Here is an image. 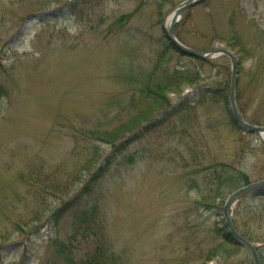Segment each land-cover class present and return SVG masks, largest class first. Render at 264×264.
Here are the masks:
<instances>
[{
  "label": "rangeland",
  "instance_id": "374dc122",
  "mask_svg": "<svg viewBox=\"0 0 264 264\" xmlns=\"http://www.w3.org/2000/svg\"><path fill=\"white\" fill-rule=\"evenodd\" d=\"M184 1L0 0V206L5 192L10 199L21 191L16 202H6L13 217L29 200L24 182L42 186L75 165L74 151L88 154L93 140L76 130L97 119L125 118L118 107L137 89L131 78L159 65L168 71L185 66L201 77L166 91V103L143 105L124 133L136 132L133 140L142 126L158 124L141 139L125 148L123 138L100 144L99 159L51 199L48 213L25 232L0 239V264H19L26 255L27 264H47L56 256L54 241L67 239L79 224L77 211H89L95 200L109 241L127 249L130 264H254L250 250L228 235L223 213L233 192L264 179V139L233 122L227 56L203 63L168 44L167 16ZM176 33L196 50L237 55L238 105L244 118L264 125V72H258L264 0H205L188 9ZM182 103L193 110L160 121ZM190 119L192 141L183 135ZM194 152L202 156L198 162H181ZM93 182L88 200L55 223L53 213ZM235 203L232 222L264 264V194L250 192Z\"/></svg>",
  "mask_w": 264,
  "mask_h": 264
},
{
  "label": "trees",
  "instance_id": "16d2710c",
  "mask_svg": "<svg viewBox=\"0 0 264 264\" xmlns=\"http://www.w3.org/2000/svg\"><path fill=\"white\" fill-rule=\"evenodd\" d=\"M202 62L208 63L207 60ZM258 64V72L261 74L264 72V57L258 60ZM256 75L254 80L259 78L258 74ZM131 79L134 81L137 89L130 88L128 93L124 94H130V100H128L127 105H121L118 107V112L122 111L123 113H126L125 118L122 116H116L113 119H97L96 122H92L90 124L88 123V125L84 124L85 126L76 130L86 138L89 137L93 140V143H91V147H88V150H85L88 154H83L81 151H74L73 154H78L79 158L75 165L70 167L71 169H67L64 165H60L61 167L67 169V171L62 175L69 177L70 182L63 179L62 175L57 179L56 176L55 179L52 176H48L45 184L42 186H36L35 184L32 186L29 182H27L28 184L24 182L21 189L28 191L29 200L22 211H17V218L13 217L12 211L8 210L9 208L7 207L6 202H16V198L21 195V191L18 190V192H16L10 199H7L8 195L6 192L1 196V202L4 203V205L0 206V218L2 219V222H0L1 240L7 241L13 235L25 232L28 227L36 224L46 213H48V210L52 207L51 199H58L57 195L62 193L64 189H68V187L72 185V182H78L81 179V171H85L89 164L98 158V155L101 154L99 147L100 144L112 143L111 145H115L116 141L123 138L124 141L121 147L125 148L129 145L130 142L125 143L128 138H124V133L128 131L127 129H129L132 123L138 120L135 118L140 114V112H142L141 110H143L144 106H159L161 103L168 102L166 100V91L179 89L178 86L181 82L189 84L197 83L201 80V77L192 68L188 69L185 66H181L168 71V69L159 65L154 66L151 70L148 69L142 78L138 75L137 77ZM1 94L2 92L0 91V96ZM184 104L185 103H182L180 106L172 107L169 112H165L160 121L164 122L173 115H179L184 110H193L191 109V107H193L192 104L188 103L186 106H184ZM110 107H108L109 110ZM210 120H208V123L212 124ZM199 122L200 121H198V124ZM253 123L257 124L256 122ZM156 126H158L157 123L142 126L140 128L141 135L136 136L134 141L141 139L143 135L149 133V131ZM190 128L194 129V124H192L191 119L187 123V126L183 129V135H186L189 138V141H192L194 131L192 133ZM73 130L75 131V129ZM134 135H137V133L135 132V134H132V136ZM185 143L188 144L189 142L186 141ZM190 157L191 159L188 160L187 158H184L181 162L185 163V165L190 162L195 163L198 162L199 158L202 156L198 155L197 152H194L190 155ZM78 164L81 165V170H79ZM207 168H209V170L211 169L209 166L203 167L201 170H206ZM195 170H198V168L195 167L193 171ZM58 179H63L64 182L59 184L56 182ZM95 186H97L95 182L86 186L79 196L69 201V203H67L64 207L58 208V210L52 215L53 221L55 223H59V219L65 216L66 213H69L72 208L80 206L83 202H86L91 196ZM4 187L7 188V186ZM47 196L51 197L49 198ZM103 213L104 212L100 207V201L98 200L90 203L89 211L83 210L79 215L78 210L77 220L79 221V224H76L67 239H56L54 241L56 244V256L46 263L130 264L126 260V254L128 252L127 249H119L114 242L112 243L109 241L107 236L108 234L105 233L107 220L105 219V221L103 219ZM38 230L39 229H36L34 231L38 232ZM76 251L78 253L82 251V254L79 253L78 255ZM29 256L26 255L19 264H27L29 262Z\"/></svg>",
  "mask_w": 264,
  "mask_h": 264
},
{
  "label": "water",
  "instance_id": "95a60500",
  "mask_svg": "<svg viewBox=\"0 0 264 264\" xmlns=\"http://www.w3.org/2000/svg\"><path fill=\"white\" fill-rule=\"evenodd\" d=\"M205 0H186L181 5H179L177 8H175L173 12V17L168 24L169 26L165 28V36H167V39L172 44V46L175 47V49L180 53H182L185 56L188 57H194L197 59H210L212 57H216L222 54H225L228 56L231 60L232 65V82H231V107L233 112V118L235 119V122L237 123L238 127L241 128L244 131H249L251 133H259L261 136H264V126L260 125H253L245 120V118L242 117L239 107H237L236 102V84L238 80V60L236 54L234 52H231L225 48L222 49H211V50H196L192 47H188L187 45H184L180 40H178L177 35H175L176 27L178 26V22L181 20V18L184 16L185 12L188 11V9L198 6L200 3H203ZM264 188V179L260 180V182L251 183L246 187L240 188L238 191L234 192L231 196H229V199L225 203L224 208V214L227 220V225L229 226V234L233 236L235 239V242L239 245L247 246L252 256H254V262L255 264H261L260 256L258 255V251L256 249V246L248 240L245 236L240 235L237 231L235 225L232 222L230 209L231 206L234 204V202L243 194L247 193L250 190L260 191Z\"/></svg>",
  "mask_w": 264,
  "mask_h": 264
},
{
  "label": "bare ground",
  "instance_id": "6f19581e",
  "mask_svg": "<svg viewBox=\"0 0 264 264\" xmlns=\"http://www.w3.org/2000/svg\"><path fill=\"white\" fill-rule=\"evenodd\" d=\"M171 18H172V15H170V16L168 17V19H167V23H166L167 26H168V23L170 22Z\"/></svg>",
  "mask_w": 264,
  "mask_h": 264
}]
</instances>
